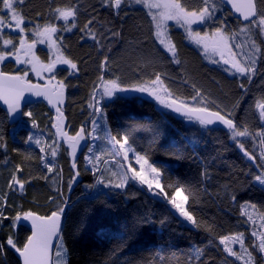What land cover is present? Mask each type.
<instances>
[{
	"label": "trees",
	"instance_id": "trees-1",
	"mask_svg": "<svg viewBox=\"0 0 264 264\" xmlns=\"http://www.w3.org/2000/svg\"><path fill=\"white\" fill-rule=\"evenodd\" d=\"M210 3L215 4L213 18L199 30H214L223 21L227 25L225 31L235 34L244 26L220 0ZM199 6V0H189L190 10H198ZM58 7H75L77 16L67 22L57 19L54 9ZM17 11L23 12L29 31L54 24L62 55L77 64L76 71L64 66L54 71L67 91L64 112L69 135H76L81 128L85 133L91 127L97 112L89 103L97 102L103 81L119 77L120 85L131 87L144 84L157 72L180 101H194L223 114L239 102L232 116L236 122L246 124L249 132H259L264 126L255 107L257 101L264 99V43L256 34L257 29L254 39L261 46V58L257 59V72L249 83L245 76L230 74L224 65L209 63L202 51L188 41L186 32L170 24L169 38L176 45L180 60L179 64L174 63L156 38L149 12L131 1H125L119 13L106 6V0H25ZM90 19L91 31H80ZM112 31L120 36L112 37ZM36 54L45 62L50 60L43 46L36 47ZM105 56L108 70L102 71L100 65ZM0 68L21 76L27 72V80L36 82L29 68L13 59L2 62ZM241 83L245 90L239 87ZM197 89L201 95L193 100ZM101 108V142L106 140V131L117 140L127 135L128 146L141 155L147 154L149 163L161 170V182L169 195L168 183L179 181L191 187L195 195H189L186 207L201 227L189 224L164 198L138 182H129L123 190L97 184L105 176L103 164L109 160L116 164L117 158L107 151L101 157L100 172L85 167V150L73 154L69 145L57 141L58 124L43 102L25 108L33 112L37 128L27 117L11 125L0 107V144H7L6 152L0 149V211L6 217H0V244L4 245L0 264H20L16 252L6 243L11 236L17 246H22L30 235V227L23 220L14 227L13 218L18 213L49 215L59 207L66 209L62 236L68 249V264H244L225 251L219 240L222 235L239 232L244 233V244L254 263H264L259 249L253 251L252 245L259 242L251 235L254 225L248 221L250 212L264 218V187L255 179L264 170V144L258 137L233 139L230 130L174 115L169 108L161 109L152 97L140 94H116L103 100ZM28 135L39 138L41 144L25 143ZM52 148L57 150L55 158L50 155ZM245 150L256 159H249ZM46 163L52 166L51 172ZM17 166L22 171L16 172ZM60 169L62 175H58ZM75 172L79 175L74 176L69 189ZM205 172L207 175H203ZM13 174L24 182V192L9 187ZM234 251L241 252L238 248Z\"/></svg>",
	"mask_w": 264,
	"mask_h": 264
},
{
	"label": "snow or ice",
	"instance_id": "snow-or-ice-1",
	"mask_svg": "<svg viewBox=\"0 0 264 264\" xmlns=\"http://www.w3.org/2000/svg\"><path fill=\"white\" fill-rule=\"evenodd\" d=\"M137 3L145 4L149 9L156 8L160 9L158 14H153L152 19L156 22L157 36L163 35L161 31V25L163 22L168 20H176L178 23H181L182 27H185L186 32L189 36H195L196 43H203V48L205 52L210 48L212 52L218 53L220 56V60H214L213 63H220L221 61L225 65H230L231 69H234L235 72L233 74L239 73L242 76L248 78L249 83L253 76L256 75L257 68L256 63L257 59L261 58L257 56V53H261L262 49L260 45L256 43V40L253 38L251 41V46L253 52L251 56L247 53L237 54L234 49L240 48L242 45L240 44H232V36L225 32L227 25L224 24L223 21L220 22V25L215 29L213 35L209 37L207 33L203 37L200 36L199 32H193L191 25L196 23H205L208 19L213 18V12L215 9V4L210 3V0H199V9L196 7H189V0H184V3H181V0H136ZM125 3V0H106V6L112 7L114 10L119 13L121 9V5ZM227 3L232 6L236 13H239L241 16V22H247L244 24V27L240 29L241 32H248L250 35H253L252 29H257V33L262 38V43H264V0H227ZM25 0H0V10L3 11V15H0V33L3 32L5 27V17H8L7 27H13L12 22H15L14 27L18 29L21 33L24 32V28L21 27L25 23L24 14L22 11H17L18 5H24ZM78 9L75 7H66V8H55L54 13L57 19H62L65 22L69 20L70 17L75 18L77 16ZM94 19V18H93ZM93 23V20L90 19L87 23L80 29V31L91 29L89 25ZM75 27V25H73ZM38 30L36 35L43 37L45 39L51 40L52 36L57 33L58 29L54 24L48 23L45 24L42 29L37 26ZM71 30V29H65ZM112 37L120 36L119 32L112 31ZM59 39V37H58ZM92 39H96L95 36H92ZM161 44H164L165 41L161 39L159 41ZM25 41L23 39L20 40V46H24ZM40 43H44V39L40 40ZM55 43V41H53ZM4 45H13L11 40H3ZM33 45H29L31 48ZM110 51V49H109ZM166 51L170 54L174 63L179 64L180 60L177 58L178 53L176 50V45L170 43L166 46ZM225 51L228 52L230 58H225ZM13 53H5L0 51V62L4 61L8 55H12ZM238 55H242L245 57V61L241 62L240 59L237 58ZM19 60V57H16ZM23 63V61H21ZM60 63L69 65L71 69L77 70V64L72 60L67 58H60ZM28 63H32V61H28ZM108 63V57L105 56L104 60L101 62L100 68L102 71L108 70L106 69V65ZM55 68V62L49 65H42L40 68H37L36 64H33V71H36L39 74V71L46 70L49 73H52ZM27 76V72L21 75H10L6 72L0 71V100L8 105V112L11 116L15 117L17 115L21 117H27L28 122L32 125L33 128H37L38 125L34 118L32 111H25L22 108V101H24V93L31 92L34 93L35 96H46L47 94L39 89L37 86L31 84L30 81H26L25 77ZM54 78V77H51ZM119 77L115 79H110L105 82L104 85V95L111 97L114 92H127V91H138L141 93H148L155 97L156 100L160 102L164 107L173 109L177 113H182L187 116L190 120L195 116V119L202 125L213 124L217 121L226 125L230 130L232 138L237 139L241 137L245 138H259L260 143L264 144V126L261 127L259 132H249L248 126L246 124H240L232 118L233 112L239 106V102H237L233 107L225 112L224 115H221V111H211L209 107H192L184 101H180L179 97H174L172 91H170L163 84V80L161 78V74L159 72L154 73L153 78L149 81L145 82L142 86H131L128 88L121 87L119 83ZM101 80H103V76H101ZM63 83L61 82L58 85L59 88V96L63 95ZM195 88V85H193ZM241 90H245V86L243 83L239 85ZM158 90L163 91V95L158 94ZM201 95L200 91L196 90V95L192 97L193 100H196L197 97ZM50 99V98H49ZM93 100H95V96H93ZM179 101V103H178ZM51 102V101H50ZM212 103H215L214 101ZM90 108H95L96 112H102V108L99 105V102L93 104L89 103ZM219 108V105H216ZM256 109L259 110V117L264 120V99H261L255 104ZM57 113L62 116L60 113V109L57 108ZM93 128L92 133L96 132L97 124L96 121H92ZM55 127V125H53ZM66 136V133H61ZM96 135H92V139H97ZM2 139V137H0ZM70 143H72V151L73 154L76 151V144L79 143V140L84 139V129L81 128L79 132L76 133L75 137H67ZM112 140L115 144L119 145L121 149L128 144V136L124 135L121 139L117 140L115 137H112ZM25 143H35L36 145L41 144V140L34 135H28L25 138ZM0 147H5L6 145L0 144ZM51 147V146H50ZM240 148L244 149L243 142H240ZM134 152V160L135 164L139 166V170L136 167H133L131 163L127 165L126 170L119 177L118 183H113L112 179H108L107 181L103 178H99L97 180V184L104 185L108 188L115 189H126L129 181L138 182L141 187H145L146 189L158 196L162 197L166 200V202L171 205V207L178 212L179 216L183 217L186 221H189L192 225L199 228L201 227V222L197 221V218L193 215L191 211L188 210L186 205L189 201V195L194 196V192L191 187H186L181 184L179 181L175 183H168L167 188L171 191V195H169L168 191H165V186L162 185L161 179V170L154 164L149 163L147 158V154L141 155L139 152H135L134 149H129ZM44 149L41 148V152ZM92 148L88 149V152L91 153ZM50 155L55 158L57 155L56 148H52ZM245 155L249 156V159H256L251 153L245 150ZM86 160L91 161L92 156H86ZM99 160V157H96ZM124 159H128V151L124 152ZM48 168V171H52V166L50 164L45 165ZM124 167V165H121ZM72 168H76L75 162L72 163ZM99 170V169H97ZM22 169L20 166H17L16 172H20ZM62 169L58 175H62ZM131 173V175H129ZM79 175V172H75L73 174V179L69 182V189L71 188V183H74V176ZM111 175L113 177L117 176L116 172H112ZM203 175H207V173H203ZM48 179V177H44ZM255 179L264 185V174L257 175ZM18 186V189L23 191L24 182H22L15 174L12 175L11 181L9 183V187ZM96 185H91L90 187H95ZM59 191V190H58ZM185 191L188 192V195H185ZM235 200V196L232 197ZM6 203V201H5ZM3 207V205H0ZM254 207V205L252 206ZM64 213V208L59 207L57 211H53L48 216H37L33 212H24L22 215L17 214L14 220V227L16 223L23 221H30L32 232L31 235L27 237L26 241L22 246H17V243L10 236L6 243L10 246L19 256L22 258V264H68V249L64 246L63 236L61 234V220ZM0 217H4L2 211H0ZM6 218V217H4ZM161 223H165L162 219ZM211 227L208 226V231H211ZM252 236H257V232L253 231L251 233ZM58 239L61 243L56 246L55 249V260L52 259L53 256V245L52 240ZM260 243L259 245H252L253 251L257 248L259 249V254H261L262 258H264V233L259 235ZM220 243L225 246L224 250L227 251L231 256L236 257L237 259L244 260V255H241V252L234 251L232 247L228 246V242H232L233 244H238L240 246V250L249 257L248 260L244 261V264H254V258L252 257V253L248 251L244 244V233H233L222 235L219 237ZM4 245L0 244V255H3ZM198 254H202L201 249H197Z\"/></svg>",
	"mask_w": 264,
	"mask_h": 264
},
{
	"label": "rangeland",
	"instance_id": "rangeland-1",
	"mask_svg": "<svg viewBox=\"0 0 264 264\" xmlns=\"http://www.w3.org/2000/svg\"><path fill=\"white\" fill-rule=\"evenodd\" d=\"M125 1H131L134 5H138V6H141V7L145 8L149 12L151 17H152L153 14H158L159 11H161L160 9H156V8L149 9L145 4L137 3L136 0H125ZM69 19H72V17H70ZM7 23L8 22L5 21V27L3 29V32L0 33V38H1L0 39V51H3L5 53L11 52L13 54L12 55H8V57L4 61H6L8 59H13V60L16 61V63L18 65L27 66L29 68V71L33 74V76L35 77V80L37 82L51 83V84H54V85H59L60 82L54 76L55 69L57 67H61V66L68 67L70 69H71V67L69 65H66V64H63V63L59 62V59L60 58H64V56L62 55L59 42L55 38L56 33L52 36L51 40H48V39H45L43 37H40V36L36 35V32H37L38 28L33 30V31H29V30L26 29L25 23H24L23 25H21V27L24 28V32L21 33L18 29H16L14 27V25H15L14 21L12 22L13 27H11V28L7 27ZM154 23H155V34H156L157 33L156 22L154 21ZM170 24H173L176 27H179V28L183 29L186 32L185 27H182L181 23H178L176 20H168V21L163 22V24L161 25V31L163 32V35L157 36V34H156V38H157L158 41H160L161 39H163L165 41L164 44H161L159 42L163 46V48L165 50H166V46L169 44V42L172 43L170 41L169 34H168V30H169V25ZM203 24L204 23H196V24L191 25L193 32H199L201 37H203L205 35V33H207L209 35V37H211L213 35L215 29L211 30V31L199 30V26H201ZM242 27H244V26L239 27L238 31L235 34H229L228 32H226V31L225 32L233 37L232 40H231L232 44H234V45L235 44L242 45V47L234 49V51L237 54L247 53L249 56H251V54L253 52V49H252V46H251V41L254 38L255 28L252 29L253 35H250L248 32H241L240 29ZM40 29H42V27H40ZM5 32L15 33L18 36L16 38H12L11 36H7L5 34ZM186 34H187L188 41L191 44H193L196 47H198L202 51L205 59L209 63L216 64V65H224L226 67V70L230 74H232V75H240L239 73L233 74L235 72V70L231 69V67H228L225 64H223L222 61L220 63H213L214 60H220L219 54L212 52L210 48L207 50V52H205V50L203 48V43L197 44L195 42L196 39H197L195 36H189L187 32H186ZM21 39H23L25 41L23 47L20 46V40ZM41 39H44V43H40ZM3 40H11L13 42V45H15V48H13L12 45H4L3 44ZM53 41H55V43H53ZM29 45H33V46L31 48H29ZM39 45L45 47L48 50L49 55H50V60L48 62L43 61L36 54V47L39 46ZM260 54L261 53H257V56L259 57ZM16 57H19V60H17ZM225 58H230L227 51H225ZM237 58L240 59L241 62L245 61V57L242 56V55H238ZM4 61H2V62H4ZM21 61H23V63ZM28 61H32V63H28ZM2 62H0V65L2 64ZM53 62H55V68H54L53 74L50 77L45 75V70L41 69L39 71V74H37L36 71H33V64H36L37 68L39 69L40 66H42V65L46 66V65H49V64H51ZM71 70L72 71H76V70H73V69H71ZM51 77H54V78H51ZM25 79L27 80L28 76H26ZM105 82L106 81H103L101 83L100 87H99V95L97 97V102H99L100 106H101L103 100L112 99L116 94H140V95H143V96H146V97H152L157 102V104L159 105V107L161 109H168V108L164 107L162 104H160V102L158 100H156L154 96L149 95L148 93H141V92H138V91H127V92L116 91V92H114L113 96H111V97L105 96L103 94L104 93ZM142 85L143 84L135 85V86L138 87V86H142ZM120 86L121 87H125V86H122V85H120ZM125 88H128V87H125ZM158 94L163 95V91L162 90H158ZM182 101L186 102L187 104H189L192 107L200 106V104H197L194 101H187V100H182ZM100 119H101V112H97V117L95 119L96 124H97L96 132L92 133V128H93V124H92L91 127L89 128V130L84 133V139L80 140L79 143L76 144V154L77 153L79 154L82 150H85V153H84V166L89 168V169H91V170H94L96 172L97 171L100 172L102 170V165H101V161H100L102 155L106 156V154H104V153H106L107 151H110L111 153H113L114 156L117 158V162L115 164L113 162V160L106 161L103 164V169L105 170V172H104L105 176L102 175L101 178L107 179V180L108 179H112L113 183H118L120 175H122L124 173V171L126 170L127 165L129 163H131L133 167H136L137 170H139V166L137 164H135V160H134V155L135 154H134V152L129 150L131 148L128 146V144L125 145V147L123 149H121L119 145L114 143V141L112 140V137L108 136V132L107 131L105 133L106 134L105 142H101L100 137H99V133H98L99 126H100ZM92 135H96L98 138L94 140V139H92ZM57 137H58V135H57ZM241 138H243V137H241ZM57 141L61 142L59 137L57 138ZM4 145H6V148L5 147H0V149H2L4 152H6L7 151V144H4ZM99 146H101V148H99ZM89 148H92V150H93L91 153L88 152ZM125 151H128V159L127 160L124 159V152ZM86 156H92V160L91 161L86 160L85 159ZM97 156L99 157V160L96 159ZM121 165H124V167H121ZM97 169H99V170H97ZM112 172H116L117 176L113 177L111 175ZM261 174H264V170H261L260 175ZM129 175H131V173H129ZM161 175H162V173H161ZM129 182H132V181H129ZM256 182L259 185H261L262 187H264V185L259 183L257 180H256ZM248 221L252 225H254V228L251 230V233L253 231L257 232V236H255V239L260 243L259 235L264 233V218L255 217L253 212H250L248 214ZM187 222L189 224H191L189 221H187ZM228 246L232 247L233 250H234V248H238L240 250V246L238 244H233L231 241L228 242ZM241 255H244V260L243 261L249 259V257L247 255H245L242 251H241ZM54 260H55V253H54Z\"/></svg>",
	"mask_w": 264,
	"mask_h": 264
},
{
	"label": "water",
	"instance_id": "water-1",
	"mask_svg": "<svg viewBox=\"0 0 264 264\" xmlns=\"http://www.w3.org/2000/svg\"><path fill=\"white\" fill-rule=\"evenodd\" d=\"M220 1L231 12L233 17L241 22L240 14L236 13L234 11L232 6L227 3V0H220ZM245 23H247V22H244L243 24H245ZM227 66L230 67V65H227ZM0 71H2L1 68H0ZM8 74L17 75V74H14V73H8ZM52 74H53V72L49 73V72H47L45 70V75L46 76L50 77ZM18 75H20V74H18ZM26 81H30V80H26ZM30 82H31V84L37 86L39 89L43 90L47 95L46 96L37 97V96H35L34 93L25 92L24 93V101H22L23 110H25V108L27 106H29V105L35 104L37 102H43L50 109V111L53 113L54 119H55L56 123L58 124V137L60 138V140L62 142H64L65 144L69 145L70 149L72 151V143L69 142L67 137H75L76 135L72 136V135H69L67 133L68 125H67V119H66V115H65L64 109H65V107L67 105L68 97H67V91H66L65 87H63V95L59 96L58 95V93H59L58 85H54V84H51V83L35 82V81H30ZM178 103H179V101H178ZM0 107L6 112V114L8 116V121H9V123L11 125L17 124L23 118V117H21L19 115L15 116V117L11 116L9 114V112H8V105H6L3 102V100H0ZM57 108L60 109V113H62V116L59 113H57ZM211 111H216V110H211ZM170 112L172 114H174V115H177V116H180V117H184V118H188L187 116L183 115L182 113L175 112L173 109H170ZM221 115H224V114L221 113ZM192 119H195V116H193ZM209 126H213V127H216V128H221V129H224V130H229L226 125L222 124L219 121H217V122H215L213 124H209ZM61 133H66L67 135L64 136ZM72 153H73V151H72ZM15 187L18 189V186H15ZM24 189H25V185H24ZM24 189H23V191H21L19 189L18 190H19V192L22 193V192H24ZM65 211H66V209H64V213H63L62 220H61V234H62L63 226H64ZM33 213H35L37 216H48V215H42V214H39V213H36V212H33ZM24 222H26L29 225L30 231L32 232L31 222L30 221H24ZM31 232H30V235H31ZM59 243H60V240H58V239L54 238L52 240V245H53V256H52V259L53 260H54V253H55L56 246H58ZM16 256L18 257V259L20 261V264H22V258L19 256L18 253H16Z\"/></svg>",
	"mask_w": 264,
	"mask_h": 264
}]
</instances>
